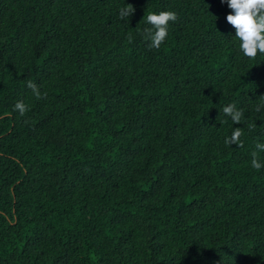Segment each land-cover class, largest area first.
<instances>
[{
    "label": "trees",
    "instance_id": "16d2710c",
    "mask_svg": "<svg viewBox=\"0 0 264 264\" xmlns=\"http://www.w3.org/2000/svg\"><path fill=\"white\" fill-rule=\"evenodd\" d=\"M169 10L150 49L146 16ZM230 13L0 0V264H264V55L239 51Z\"/></svg>",
    "mask_w": 264,
    "mask_h": 264
},
{
    "label": "clouds",
    "instance_id": "9594fccd",
    "mask_svg": "<svg viewBox=\"0 0 264 264\" xmlns=\"http://www.w3.org/2000/svg\"><path fill=\"white\" fill-rule=\"evenodd\" d=\"M220 2L226 3L231 10L226 20L235 29L234 38L239 41V51L250 60H255L258 55H264V0H220ZM134 13L133 5L125 4V7L119 10V17L128 23ZM177 20L178 15L175 11H161L158 14L149 13L146 16V22L151 25V28L143 31L144 39L149 42L148 47L159 49L168 37L170 23H175ZM26 86L37 100L46 98V93H41L38 85L32 80H27ZM260 98L264 100V96ZM261 107H264V104L257 106L255 111L260 112ZM13 110L18 111L23 116L30 109L23 101H18ZM223 112L231 118L234 124H240L244 116L243 110H238L235 104L225 106ZM242 135V130L235 128L231 136L225 139V144L243 147V142L240 139ZM255 147L260 152H264V143L258 142ZM251 155L253 157L251 166L257 171L264 168V163L258 160V153L253 151Z\"/></svg>",
    "mask_w": 264,
    "mask_h": 264
}]
</instances>
